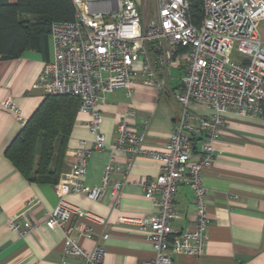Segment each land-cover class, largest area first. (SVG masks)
Returning a JSON list of instances; mask_svg holds the SVG:
<instances>
[{
	"label": "built area",
	"instance_id": "1",
	"mask_svg": "<svg viewBox=\"0 0 264 264\" xmlns=\"http://www.w3.org/2000/svg\"><path fill=\"white\" fill-rule=\"evenodd\" d=\"M154 17L148 18L136 0H70L74 19L50 26L52 60L44 64L33 85L45 95H68L78 99V114L87 115L83 126L93 140L77 142L76 161L60 182L66 192L98 201L107 191L117 197L122 181L111 180L115 172H128L134 159L159 165V175L142 181L146 199L157 213L137 221L152 244L155 255L147 264H173L175 255H204L207 247L208 215L204 172L211 166L215 145L221 137L227 113L261 117L264 106V0H199L202 16L194 22L192 0H153ZM237 53L241 59L234 58ZM173 71H179V85L170 96L179 106L177 123L167 143L156 149L145 147L150 119L139 130L128 122L130 114L117 125L115 145L106 148L100 132L102 116L96 106L118 89L129 95L136 81L154 88L157 96L166 92ZM24 126L18 108L1 103ZM202 110V112L200 111ZM108 150L110 162L104 167L99 185L87 187L92 151ZM122 154L124 169L113 158ZM180 184L193 192L197 207L192 229L174 232L177 215L173 198ZM40 202L34 201V205ZM106 220L85 212L61 198L47 213L44 225L62 234L64 255L79 257L83 264H104V247L86 251L81 239H91L96 227ZM9 229L24 237L36 225L20 216L10 220ZM108 239V233L99 235Z\"/></svg>",
	"mask_w": 264,
	"mask_h": 264
},
{
	"label": "crops",
	"instance_id": "2",
	"mask_svg": "<svg viewBox=\"0 0 264 264\" xmlns=\"http://www.w3.org/2000/svg\"><path fill=\"white\" fill-rule=\"evenodd\" d=\"M34 23L35 20L27 22L32 25L30 35L33 38L21 54L8 60L0 57V264H83L79 257L64 255L61 232L44 225L47 213L61 198L107 222L104 227L95 228L91 239L80 240L86 251L103 246L104 264H147L154 258L155 250L137 221L155 215L157 209L145 198L139 184L159 175L156 162L136 158L128 172L113 173V182H123L117 197L107 191L98 201H93L66 192L60 180L76 161L77 142L84 140L90 147L93 140L83 126L89 117L79 114L66 143L56 184L28 181L5 155L23 125L1 103L10 101L27 122L46 98L33 85L44 64L52 60L53 49L49 27L42 29L39 24L33 26ZM178 85L169 81L166 92L157 96L154 88L136 81L129 95L124 89L107 94L96 106L102 116L100 132L105 147L115 145L117 125L128 114L129 125L136 130L144 119H150L146 148L163 147L177 123L179 106L172 100L170 91ZM107 149L92 151L89 155L87 173L82 177L85 186L100 184L103 169L111 158ZM113 160L116 166L124 169L122 154ZM202 184L208 215L206 251L198 258L175 255L173 264H264V123L261 117L226 114L221 137L215 145L211 166L203 174ZM35 200L40 204L34 205ZM173 206L177 215L171 222L173 231L192 229L197 207L187 185L177 187ZM17 216L33 222L34 232L19 237L9 229L10 220ZM102 233L109 234L107 240L100 239Z\"/></svg>",
	"mask_w": 264,
	"mask_h": 264
},
{
	"label": "trees",
	"instance_id": "3",
	"mask_svg": "<svg viewBox=\"0 0 264 264\" xmlns=\"http://www.w3.org/2000/svg\"><path fill=\"white\" fill-rule=\"evenodd\" d=\"M194 22L202 16L199 0H192ZM70 0H0V57L17 58L32 40L27 22L43 29L53 22L74 19ZM37 22V23H36ZM78 114V99L46 95L33 117L26 122L5 155L28 181L56 184L64 161L66 143ZM261 118L264 123V106Z\"/></svg>",
	"mask_w": 264,
	"mask_h": 264
},
{
	"label": "rangeland",
	"instance_id": "4",
	"mask_svg": "<svg viewBox=\"0 0 264 264\" xmlns=\"http://www.w3.org/2000/svg\"><path fill=\"white\" fill-rule=\"evenodd\" d=\"M137 3L140 5V9L144 8V11L146 13V16L148 18L154 17L155 15V5L153 0H136ZM259 33L264 40V25L261 24L259 27ZM234 58L236 59H241V57L235 52L234 53ZM179 75L180 73H173L171 84H178L179 83Z\"/></svg>",
	"mask_w": 264,
	"mask_h": 264
}]
</instances>
